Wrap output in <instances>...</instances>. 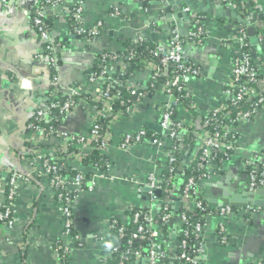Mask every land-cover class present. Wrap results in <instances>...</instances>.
Here are the masks:
<instances>
[{
  "label": "crops",
  "instance_id": "0c3cea01",
  "mask_svg": "<svg viewBox=\"0 0 264 264\" xmlns=\"http://www.w3.org/2000/svg\"><path fill=\"white\" fill-rule=\"evenodd\" d=\"M168 1L175 2L170 8L171 13L179 14L175 7L182 0H167L165 5H169ZM250 1L253 4V10L247 12L250 18L255 13L264 14V0ZM150 2L148 11H145L141 0H85L83 25L93 28L98 22L102 23L99 34L91 40L73 35L66 14L47 7L46 17L52 20L51 37L61 46L57 48L56 84L48 74L46 57L32 32V13L40 0H0V176L3 181L0 210L6 203L7 177L14 173L32 176L30 182L17 183L14 227L8 229L0 224V264L58 263L54 245L61 240L64 230L61 205L48 178L42 174L41 161L35 157L37 154L49 156L53 148L59 147L63 141L51 137L39 142V136L28 133L26 128L33 121L36 111L43 109L59 94L64 96L61 91L65 94L76 88L80 98L73 110L63 117L58 131L88 136L96 115L93 100L102 91L101 81H88L97 59L104 54L124 52L138 36L145 37L166 52L172 30L180 34L188 32L191 16L178 17L173 25L171 19H166L165 14L156 10L160 0ZM69 6L64 1L60 9L66 10ZM216 6L225 5L221 0H213V9ZM115 11H118V16L113 15ZM198 15L203 16L205 37L200 44L184 46L185 56L201 70L200 76L189 78L187 83L197 114L192 116L187 110L179 108L174 115L176 122L194 124L196 129L207 113L222 107L225 102L223 89L229 82L236 53L232 37L239 28L233 19L222 17L219 13ZM150 18L159 24L161 18L164 20L157 28L150 29ZM252 46V60L258 66L260 80L264 83V51L258 42ZM110 65L111 73L121 71L124 66L120 62ZM150 79L151 70L145 67L128 81L127 87H134L145 96L128 114L110 125L112 140L103 151L108 160L107 169L98 171L77 163L68 165L87 177L95 178L96 186L93 192L81 193L71 203L73 231L83 245L72 248L67 264H98L99 257L108 256L103 244L112 241L110 221L116 219L126 223L130 209L144 208L149 204L145 196L136 192L135 184L143 183L151 173L162 179L167 163L166 153L170 148L167 139L163 140L161 148L149 142L124 150L119 146L122 136L139 129L154 133L160 131L162 109L168 99L161 91H147ZM232 132L236 134V143L230 155L217 167L218 173L199 186L202 198L208 201L210 207L234 201L233 197L240 203L252 199L264 200V194L245 196L247 192L261 190L248 189L247 170L255 156L264 153V107L252 120L235 125ZM45 146L49 148L45 149ZM198 147L196 142L193 151L187 152L186 156L190 154L191 158ZM83 152H89V148ZM230 216L206 219L200 264H264V208L252 212L238 211ZM220 227L228 238L225 243L218 238Z\"/></svg>",
  "mask_w": 264,
  "mask_h": 264
},
{
  "label": "built area",
  "instance_id": "2783aa9c",
  "mask_svg": "<svg viewBox=\"0 0 264 264\" xmlns=\"http://www.w3.org/2000/svg\"><path fill=\"white\" fill-rule=\"evenodd\" d=\"M64 1H67L70 6L66 10H61V2ZM84 1L85 0H45L34 8L32 13V32L39 45L42 43L45 44L44 48L40 45V49L42 51L44 49L49 53V55L46 56V60L49 65L56 66L57 64L56 53L58 45L52 39L50 31L44 23V19L47 18L45 9L48 7L63 11L66 14V18H69V20H72L73 22V34L79 38L91 40L99 34L102 28V23L98 22L93 28H87L83 25ZM161 1L163 0H160V2ZM221 2L226 6V8L236 11L239 14L242 13L241 10L243 9L244 0H221ZM3 3H5V1ZM141 3L144 10L148 11L151 3L150 0H141ZM187 11L188 9L185 8L184 12ZM113 15L118 16V11H115ZM190 16L191 20L189 22V26L193 27L199 22V15L191 14ZM243 17L245 20H248L250 15L245 12ZM262 17V20L254 21L252 26L257 30L258 46L262 51H264V14H262ZM156 23L157 21L150 18L148 26L154 27ZM186 35L188 39V43L186 45L193 43L200 44L205 37L202 22L196 30H190ZM138 39L142 41V36H139ZM248 40L249 37L247 31L239 28L236 29V32L232 37V42L236 46V53L233 57L234 59L230 68L229 82L223 89L225 102L222 107L212 110L203 117L204 121L199 127V130L195 133V141L199 144L198 150L191 158L190 154L187 155V158L190 159L188 160L189 162L197 160L199 170L202 169L205 172L199 176L189 177L183 185L182 194L179 196V199L172 200V203L174 204H172L173 206L169 207L168 205H165L159 216H157L158 214L156 215L155 205L159 202L156 193L162 192V188L160 186L162 179H158L154 173H151L146 177L143 183L135 184L136 192L142 195L145 192L149 204L148 210L144 213L140 210V208H136L135 211V208L130 209V211H132V222L136 224L130 238L131 240H147L148 247L142 253L139 251H132L131 249L123 251L120 254V264H164L163 261L168 257L167 251H169V244L164 238L160 224H168L169 220L173 216V209L176 202L178 203V207L176 208L178 222L176 235L180 233H183L184 235V239L181 240L179 244L176 243L177 249L180 250L179 254L172 258L178 264H200L199 259L202 254V234L206 225V219L213 216L223 218L231 214V208L229 206H217L212 207L215 212L214 214L207 212V214L202 216L201 221H198L191 226L188 222V215L195 214V210H200L202 212L206 211L203 207V203L198 200L200 192H198L197 189L200 188L199 186L204 181L209 180L214 175L212 170H214L213 166L215 165H212V162H214L215 157L220 156L222 160L227 159L228 152L232 151L235 146L236 138L232 135L230 137L231 133L234 134L232 132L233 127L226 125L223 120L230 119L232 117L231 123L236 125L238 123H244L255 118L258 112L264 107V83H262L259 78L258 66L252 60L251 49L253 46L250 45L248 48ZM184 46L181 34L177 30H172L169 38L168 50L165 53H161L160 51L151 52L152 56L158 59L159 64H155L153 61H150L146 65V68L151 70V79L153 83H156L161 76H167L165 82H163L157 90L161 91L168 99V103H166L162 109V116L159 124L160 131L158 133H154L148 132L145 129H139L134 133L122 136L119 143L122 150L133 145L141 144L142 142H149L152 146L161 148L164 145L163 140L167 139L170 143V148L166 153V170L171 175L174 174L175 164L177 163L175 154L178 150L181 151L183 148V139L180 133L184 129L182 127V123L174 120L176 111L179 108L184 109L181 107L182 103L180 100L175 98V94L182 93L185 99H190L192 101L193 98L187 86L188 80L191 77H198L201 75L200 68L185 56ZM119 59L121 60L122 58L103 56V61H116ZM122 65L124 64L122 63ZM172 66L174 69L171 70L170 68ZM101 68L102 70L99 76L93 73L89 77L88 81L90 83H95L99 81L98 79H103L106 74L111 73L108 71L106 65L101 66ZM123 70L124 66L121 67V71ZM53 80V82L57 84L56 78ZM108 83L109 84H107L106 88L102 89L100 96L93 100L96 104H99L100 107H95L96 115L93 119L88 136L83 137L75 135L76 137H71V142H66V138L70 135L66 132H53L50 129L47 130L41 126L33 125V123L28 125L26 128L27 131L39 136V142L47 141L50 138L49 135L54 133L57 138L65 140V143L63 142L57 150H53L51 152V159L40 154H37L35 157L41 161L42 174L48 178L50 186L55 191L56 200L61 205L64 230L61 240L56 243L57 247L54 248L58 260L59 250H62L64 254L67 253L69 257L74 246L82 247L83 245L80 237L73 231L71 203L78 197L79 194L84 192H93L96 186V180L92 177H85L86 174L83 172H79L76 176L71 178L59 174L60 168L57 165L52 164L54 160H58L56 156L57 152L66 154L70 143L80 148L81 152H83L85 148H89L91 143H99V148L104 151L110 145L112 140L110 125L125 114H128L132 107L140 101L143 96H145V93L142 91L137 90L134 87H127L130 95L136 97V101L130 104L125 111H116L114 105L115 102L119 100V94L113 95L110 92V88L113 87L112 84H115L116 82L110 80ZM58 88L57 93L60 92V86ZM61 93L64 95V99H60L62 96H59V98L57 96L43 109L36 111L33 114L36 120L49 121V116L54 111L58 115L65 116L73 110L80 98L79 89L73 88L65 94H63L62 91ZM252 100L253 102L250 103L251 109H245V106L242 103L247 104ZM185 110H187V108H185ZM233 112H235L234 115ZM106 117L111 119L107 128L102 131L99 120ZM191 126L192 125L190 124L189 127ZM209 127H212L213 130ZM81 152L68 154L69 156L65 158L66 162L68 164H81ZM256 162H259L260 174H257L254 170H250L247 173V187L250 191L255 189H264V153L256 155L255 160L251 165H254ZM176 176L178 177V171L176 172ZM31 180L32 176L30 174L25 175L21 173H14L11 174L5 182L7 187V191L5 193L6 203L0 211V224H3L8 229H12L14 227V203L16 199L17 183L19 181L30 182ZM168 181H171V178H169ZM2 184L3 181L0 177V187H2ZM59 188H66V195L58 194ZM163 192L168 193L169 190L166 189L163 190ZM141 219L144 220V225L139 223ZM115 220L116 219H112L110 221L111 230L116 229L117 222ZM157 221L160 224H158ZM189 227H191L190 233L192 236L196 239H201V242L194 249L189 248L186 240L189 235ZM221 227L219 228L218 234H223L224 230ZM116 231V238L123 239L125 237L124 228L122 226L117 228ZM225 241L226 238L222 237L221 242L225 243ZM112 243L113 248L108 251L109 255L99 257V263L101 262L100 264H105L108 257L118 251L117 245L113 241Z\"/></svg>",
  "mask_w": 264,
  "mask_h": 264
},
{
  "label": "trees",
  "instance_id": "16d2710c",
  "mask_svg": "<svg viewBox=\"0 0 264 264\" xmlns=\"http://www.w3.org/2000/svg\"><path fill=\"white\" fill-rule=\"evenodd\" d=\"M45 0H40V2H44ZM62 1V0H61ZM62 3V2H61ZM253 10V4L250 0L244 2L243 5V9L241 10V14L240 16L242 17L243 20V14L245 12H249ZM33 17V14H32ZM263 17L262 15H258V14H254L252 15L251 18H249L248 20H246L248 22L247 25L244 26V30L247 31L248 28L253 27V22L256 20H262ZM199 22L194 25L193 27L188 28V31L190 30H196L200 25L201 22L203 21V16L199 15ZM51 19H44V23L47 27V29L49 31H51ZM69 28L71 29V32L73 31V22L72 20H69V18L66 19ZM159 22H157L154 27L159 26ZM238 26H240V24H237ZM150 29H153L152 27ZM256 30V29H255ZM257 31V30H256ZM73 34V32H72ZM187 34V33H186ZM186 34H181V39L183 41V45H186L188 43V39H187V35ZM74 35V34H73ZM139 36L137 37V39L135 41H132L128 44L127 49L120 53V54H115V55H111V54H104L101 55L98 59L97 62L95 63V66L92 70V73L96 74L97 76H99L102 68L101 66L106 65L107 69L109 72H111V63L113 62H117L118 61L124 64V70L123 71H115L113 73L110 74H106L104 76L103 79H98L99 81H101V90L106 88L107 84H109L108 82L111 80L113 82H116L115 84H112V88H110V92L111 94H119V100H117L115 102L114 108L116 111H125L126 108L129 107L130 104H132L134 101H136V97L131 96L130 93L127 90V85H128V81L130 80V78L132 77V75L136 72H140L143 71L147 65L148 62L153 61L155 64H159V61L157 58H154L151 54V52L153 51H159V47L154 44L153 42H151L150 40L146 39L145 37H142V41H140ZM84 39V38H83ZM87 40V39H86ZM58 43V41H56ZM55 42V43H56ZM56 43V44H57ZM249 46L250 47L251 43L248 40ZM60 44V43H59ZM42 48L45 47V44L42 43L40 44ZM252 46V45H251ZM59 47H61L60 45H58V49ZM247 49V47H246ZM43 55L46 57L49 55V53L47 51H45L43 49ZM103 56H112V57H121L122 59L120 60H106L103 61ZM131 57V58H130ZM59 56L58 53L56 54V59H57V64L59 63L58 60ZM121 63V64H122ZM56 66H51L48 63L45 64V67L47 69V71L49 72L48 74L50 75V77H52L53 79L56 78ZM171 70L174 69V67L172 66L170 68ZM260 78V77H259ZM167 79V76H161L156 83L152 82V79H150L148 85H147V91H149L150 93L155 92L159 89V86L165 82V80ZM54 81V80H53ZM153 85V86H152ZM60 94L58 95L59 98ZM175 98L177 100H180L181 107L182 108H187V111L192 115H196L197 112L195 111L194 108H192V101L190 99H185L182 93H176L175 94ZM60 99H64V97L62 96V98L60 97ZM256 99V98H255ZM253 100L247 104L242 103L245 106V109H251V104ZM93 105L96 108H99V104H96L95 102H93ZM235 114V112H233V115ZM50 119L49 121L46 120H36L35 117H33V121L31 123H33V125H37V126H41L42 128H45L47 130H51L53 132L58 131V127L60 126L62 119L64 116L58 115L55 111L52 112L50 114ZM234 117V116H233ZM109 117L106 118H101L99 120V123L102 127V131L105 130L107 128V126L109 125L110 122ZM204 121V119H202V122ZM226 125H229L231 127H234L236 124L231 123L232 121V117L230 119H224L223 120ZM202 124V123H201ZM182 127L184 128L182 130L181 137L183 139V148L180 150H178V152H176L175 157L177 159V163L175 164V172L174 174H169L167 172V170H164L163 176H162V180H161V188H162V192H159V196H157L158 198V202L155 205V212L156 215L159 216L163 207L165 205L173 206L174 204L172 203V200L174 199H179V196H181L182 194V189H183V185L186 182V180L189 177L192 176H199L201 174H203L205 171L204 170H199V166H198V162L196 161H187L186 165H183V171L181 173V175L177 178L176 176V172L178 171L179 167L182 166L183 161L185 160V156L186 153L189 151H193L196 141H195V133L196 131L199 130V128L196 129V126H194V124L189 127V125L187 124H182ZM210 129L213 130L212 127H209ZM28 133H31L30 131H27ZM234 136V138H236V134H230V137ZM50 138L52 137H56V134H50L49 135ZM76 137L75 135H69L68 138H66V142H71V137ZM57 138V137H56ZM59 139V138H58ZM59 141H63L65 143L64 139H59ZM49 148V146H45L44 148L46 149ZM38 148H41V146H39ZM58 147L53 148V150H57ZM77 152H81V149L78 148L77 146H74L73 144H69L68 147V152L65 153H59L57 152L56 156L58 158V160H54L52 162V164L57 165L60 170H59V174H61L62 176H70L74 177L76 176L79 172L81 171H77L75 169L70 168L68 165V163L66 162L65 158H67L71 153H77ZM82 153V161L81 164L83 167H91L94 168L95 170H99V171H103L107 168L108 166V160L106 159V157L103 154V151L99 148V143H91L90 147H89V152ZM231 151L228 152V156L230 155ZM46 158L51 159L52 156H46ZM186 160H189L188 158ZM224 161V159L222 160L220 156H216L214 159V162H212V165H215V169L212 170L214 172V175L216 174L217 171V167L221 166V162ZM250 170H254L257 172V174H260V165L259 162H256L254 165L248 166V170L247 173ZM82 173V172H81ZM1 177V176H0ZM9 177V176H8ZM7 177V180H8ZM85 177H87V175H85ZM171 178V181H168V179ZM6 180V181H7ZM168 189L169 192L168 193H164L163 190ZM198 192H200V189H197ZM7 191V187L5 188V193ZM66 188H59L58 189V194H63L66 195ZM143 196H145L144 198L147 199L148 198L145 194V192L143 193ZM198 200H200L203 203V207L205 208V212H202L200 210H195V214H189L188 215V222L191 225L195 224L198 221H201V218L203 215L207 214V212L210 213H215L214 209H212V207H210L208 204V201L205 200L204 198H202L201 193H199L198 196ZM173 204V205H172ZM136 210V208L134 209V211ZM140 210L144 212H146V210H148V204L146 207L144 208H140ZM1 211V210H0ZM129 215V220L126 223L120 222L119 220H115L117 222V226L116 229L119 227H123L124 228V233H125V237L123 239H118L116 238L117 236V231L116 229H112L111 230V236H112V241L117 245L118 247V251L115 252L113 255H111L107 261L105 262V264H120L121 263V258H120V254L123 251H126L127 249H131L132 251H139L140 253H142L144 250L147 249L148 247V242L147 240H131L130 236L131 233L134 231L136 224H134L132 222V211L129 210L128 212ZM158 222V221H157ZM140 224H145L144 220H140L139 221ZM158 224H160L158 222ZM160 226L162 227V232L164 234V238L167 241V243H170V237H169V226L168 224H160ZM190 229L191 227L188 228L189 231V235L186 238L187 242H188V246L191 249H194L200 242L201 239H196L195 237L192 236V234L190 233ZM222 237H225L226 240L228 239L226 237V234H218V238L222 239ZM184 239V235L183 233H180L176 236V241L179 244L181 240ZM57 247V244L54 246V248ZM180 252L179 249H177V244L175 245V251L174 254L171 255L169 251H167L168 257L163 261L164 264H178L176 261H174L172 258L175 257L176 255H178ZM58 256H59V260L57 264H67V260H68V254H64L62 250L58 251ZM101 263V262H100ZM98 262V264H100ZM139 263V262H138Z\"/></svg>",
  "mask_w": 264,
  "mask_h": 264
},
{
  "label": "water",
  "instance_id": "95a60500",
  "mask_svg": "<svg viewBox=\"0 0 264 264\" xmlns=\"http://www.w3.org/2000/svg\"><path fill=\"white\" fill-rule=\"evenodd\" d=\"M167 0H163L159 2L158 8L156 9L159 14H165L166 19H171V23L174 25L175 20L179 18H185V17H190L191 14H200V13H207V14H215L219 13L222 17H226L228 19H233L236 24H240L239 29H244V26L248 24L246 20H243L240 14L236 11H232L225 6H216L215 9L212 7L213 0H182L181 3H179L178 7H175V11H179V14L173 15L170 11L171 6H174L175 2L171 3L168 1L169 5H165ZM171 1V0H170ZM208 2V3H207ZM156 2H154L153 8H155ZM187 8L188 11L184 12V9ZM151 13V11L149 12ZM164 18H161L160 24ZM247 34L249 37V41L251 45L254 43L257 44V32L253 27H250L247 29ZM253 43V44H252ZM161 53H165L161 49H159ZM28 87V84H27ZM187 159V156H186ZM184 160L182 163V166L179 167L178 169V177L181 175L183 171V165L187 164L188 160ZM177 177V178H178ZM248 195H257V196H263L264 194V189L261 190H256L255 192H247L245 196ZM157 196H159V192L156 193ZM234 201H228L227 203L220 204L223 202H219L220 206H229L231 208V216L235 215L238 211H247V212H252L255 209H262L264 208V200H245V202H237L236 197H233ZM178 207V203H175L174 209H173V216L168 222L169 226V237H170V243H169V252L171 255L174 254L175 251V245L177 243L176 241V234H177V211L176 208ZM230 216V217H231Z\"/></svg>",
  "mask_w": 264,
  "mask_h": 264
},
{
  "label": "clouds",
  "instance_id": "9594fccd",
  "mask_svg": "<svg viewBox=\"0 0 264 264\" xmlns=\"http://www.w3.org/2000/svg\"><path fill=\"white\" fill-rule=\"evenodd\" d=\"M103 247H104L106 250L110 251V250L113 248V243H112V241L109 240V241L104 242Z\"/></svg>",
  "mask_w": 264,
  "mask_h": 264
}]
</instances>
